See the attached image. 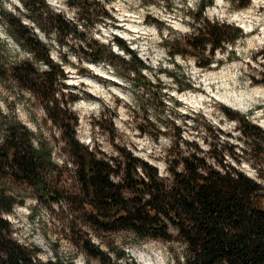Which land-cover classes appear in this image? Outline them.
Instances as JSON below:
<instances>
[{
    "label": "rangeland",
    "instance_id": "rangeland-1",
    "mask_svg": "<svg viewBox=\"0 0 264 264\" xmlns=\"http://www.w3.org/2000/svg\"><path fill=\"white\" fill-rule=\"evenodd\" d=\"M46 1L57 13L79 22L83 35L70 38L69 45L60 47L57 39H49L24 15L20 0H1L0 106L5 114L14 112L46 141L60 165L63 185L70 190L77 188L75 161L68 152L65 134L49 118L47 104L22 90L10 75L13 66L32 58L4 25V9L21 17L40 40L51 46L52 59L67 74L66 88H59L66 96L61 95L60 100L79 118L77 138L89 149L105 158L118 159H123L121 150L125 149L166 175V160L177 125L186 140L196 142L203 150L215 145L234 146L238 159L227 156L226 162L258 177L242 152L248 144L242 139L239 122L229 119L225 109L247 115L264 129V0H251L246 8H239L233 0H214L206 6L204 18L234 24L244 31L234 45L216 50L215 61L207 68L196 63L187 47L194 30L192 15L200 0H88L90 5L83 9L77 7L82 0ZM115 36L123 38L148 64L140 76L119 72L105 63L96 64L83 56L90 42L113 46ZM114 49L124 55L116 46ZM198 54L204 62L212 58L210 47ZM35 66L41 73L48 70L44 63ZM190 82L192 88L187 87ZM5 185L25 202L17 204L13 213L5 214L13 225L12 237L20 244L40 249L37 258L43 263L59 255L72 264H104L77 246L82 237L91 238L109 253L111 264H146L148 255L156 264H177L174 252L184 251L179 244L169 246L162 241L139 239L128 231L97 236L84 227V236L79 232V215L71 212L65 202L48 206L37 200L26 184L8 180ZM74 221L75 230L71 225ZM122 251L126 258L117 260Z\"/></svg>",
    "mask_w": 264,
    "mask_h": 264
},
{
    "label": "trees",
    "instance_id": "trees-1",
    "mask_svg": "<svg viewBox=\"0 0 264 264\" xmlns=\"http://www.w3.org/2000/svg\"><path fill=\"white\" fill-rule=\"evenodd\" d=\"M20 1L24 15L49 39H57L60 47L69 45L70 38L83 35L79 22L57 13L46 0ZM233 1L239 8L249 7L253 2ZM213 3L214 0H200L198 10L192 15L194 30L187 40L191 55L203 68L215 61L216 50L234 45L244 35L234 24L204 18L206 6ZM87 4L90 5L88 0H82L77 7ZM2 19L13 38L32 58L13 66L10 75L22 90L47 104L50 120L65 134L68 152L76 165L77 188L70 190L62 184L60 165L46 141L14 112L5 114L0 106V181L5 182L0 184V264H72L59 255L43 263L37 258L42 252L40 249L14 240L12 222L5 214L13 213L17 204L25 202L8 191L5 185L8 180L30 186L37 200L48 206L65 202L71 212L79 215V232L84 236L85 227L97 236L128 231L139 239L162 241L169 246L179 244L184 251L174 252L177 264H264L262 127L247 115L225 109L229 119L239 122L242 139L248 144L242 152L256 168L257 178L226 162L227 156L238 159L234 146L218 148L215 145L203 150L196 142L186 140L177 125H174L175 141L166 160V175H161L154 164L125 149L121 150L123 159L105 158L77 138L79 118L60 100L61 95L66 96L59 88H66L67 74L52 59L51 46L40 40L33 27L24 24L21 17L4 9ZM208 47L212 58L204 62L198 53ZM83 56L96 64L105 63L119 72L137 76L149 68L118 36L114 37L113 46L90 42L83 49ZM36 63L46 64L48 70L41 73ZM187 87L192 88L193 83ZM75 222L71 223L74 230ZM77 246L104 264L113 262L111 255L96 246L91 238L82 237ZM126 256L122 251L117 260Z\"/></svg>",
    "mask_w": 264,
    "mask_h": 264
},
{
    "label": "bare ground",
    "instance_id": "bare-ground-1",
    "mask_svg": "<svg viewBox=\"0 0 264 264\" xmlns=\"http://www.w3.org/2000/svg\"><path fill=\"white\" fill-rule=\"evenodd\" d=\"M92 67L95 68L97 71L101 70V68L98 66L92 65ZM145 257L146 264H156L155 261H153V259L149 255Z\"/></svg>",
    "mask_w": 264,
    "mask_h": 264
}]
</instances>
